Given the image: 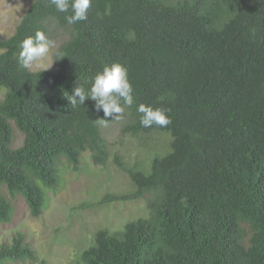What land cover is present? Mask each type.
I'll return each instance as SVG.
<instances>
[{
	"label": "trees",
	"instance_id": "trees-1",
	"mask_svg": "<svg viewBox=\"0 0 264 264\" xmlns=\"http://www.w3.org/2000/svg\"><path fill=\"white\" fill-rule=\"evenodd\" d=\"M70 14L32 0L0 35V222L17 196L38 217L62 168L87 153L131 184L92 205L143 199L147 214L98 229L80 264H264V0H92L86 20ZM50 23L68 33L55 50L64 57L53 54L54 70L22 68L20 43ZM114 62L134 97L121 133L156 143L146 164L111 150L94 101L71 103ZM140 104L168 109L172 123L142 126ZM37 259L21 233L0 244V264Z\"/></svg>",
	"mask_w": 264,
	"mask_h": 264
},
{
	"label": "rangeland",
	"instance_id": "rangeland-1",
	"mask_svg": "<svg viewBox=\"0 0 264 264\" xmlns=\"http://www.w3.org/2000/svg\"><path fill=\"white\" fill-rule=\"evenodd\" d=\"M32 0H0V35L6 37L14 32L17 22ZM48 38L56 47L68 37L66 30L50 23ZM53 54L49 60H53ZM49 61H45L48 63ZM40 68L33 67L34 71ZM49 70L55 69L54 60ZM0 88V95L3 93ZM1 97V96H0ZM113 119L102 126L104 137L112 144L111 150L121 153L126 162L135 159L148 160L150 146H141L134 137L121 133L122 121ZM165 146L166 137L161 135ZM148 141V142H150ZM113 160V157L111 158ZM62 182L57 190H47V200L38 217L31 216L28 206L21 196L14 201L12 219L8 223L0 222V244L11 242L17 233L29 242L35 250L37 261H13L14 264H80L81 253L94 239L98 229L110 232L122 228L130 219L146 216L143 199L118 200L92 205L106 192H124L131 189L128 176L112 161L105 166L94 165L85 153L77 170L62 168Z\"/></svg>",
	"mask_w": 264,
	"mask_h": 264
},
{
	"label": "clouds",
	"instance_id": "clouds-1",
	"mask_svg": "<svg viewBox=\"0 0 264 264\" xmlns=\"http://www.w3.org/2000/svg\"><path fill=\"white\" fill-rule=\"evenodd\" d=\"M91 3L92 0H50V4L54 5L57 11L71 12L66 16L69 24L86 20ZM19 47L21 49L19 64L22 68L37 67L45 70L52 65L53 60H49V57L53 54L55 45L44 31L37 30L34 36L25 38ZM54 55L55 60L64 57V53L58 50ZM45 61L49 62L45 63ZM86 99L95 102L97 111H103L104 118L101 119V123L106 124L110 119H122L125 106L131 107L134 104L133 87L128 78L127 68L119 62L104 65L102 71L96 74L89 91L86 92L80 86L74 89L71 103L84 104ZM137 111L142 114L140 124L146 128L153 125L166 127L172 123L169 110L166 108H153L140 104Z\"/></svg>",
	"mask_w": 264,
	"mask_h": 264
}]
</instances>
